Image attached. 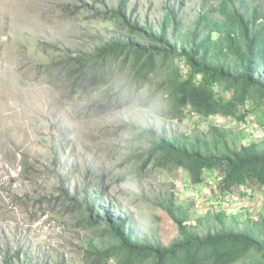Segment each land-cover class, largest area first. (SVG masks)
Here are the masks:
<instances>
[{"label": "rangeland", "instance_id": "rangeland-1", "mask_svg": "<svg viewBox=\"0 0 264 264\" xmlns=\"http://www.w3.org/2000/svg\"><path fill=\"white\" fill-rule=\"evenodd\" d=\"M120 1L0 0V264L81 263L86 243L97 242L94 228L84 227L82 216L61 199L95 181L101 182L103 207L135 217L140 235L165 241L175 228L160 210L163 199L173 196L193 208L200 197L203 208L193 217L209 208L207 199L197 196L201 192L186 186L180 167L162 169L155 161L144 165L142 154L149 149L145 128L195 139L208 136L210 118H174L172 97L153 89L130 105L105 110L100 104L112 93L110 87L75 92L62 76L68 56L92 53L134 34L148 43L115 17ZM127 1L126 18L138 20L150 33L160 30L170 11L184 23L183 31L192 28L202 12L219 17L213 8L222 0ZM246 1L264 6V0ZM238 130L236 126L230 131L236 139ZM245 132L250 138L251 131ZM138 166L144 169L135 173ZM212 188L216 191L217 185ZM237 205L225 206L240 211ZM248 207L242 218L248 212L258 216L264 212V198ZM237 264L255 263L248 259Z\"/></svg>", "mask_w": 264, "mask_h": 264}, {"label": "trees", "instance_id": "trees-1", "mask_svg": "<svg viewBox=\"0 0 264 264\" xmlns=\"http://www.w3.org/2000/svg\"><path fill=\"white\" fill-rule=\"evenodd\" d=\"M127 6L128 1L121 0L115 17L148 43L134 34L125 42L114 39L92 53L68 56L62 76L73 83L75 92L110 87L112 93L100 104L105 110L130 105L133 98L153 89L172 97L174 118L211 119L208 136L195 139L145 128L149 149L142 154L144 165L155 161L162 169L180 167L186 186H197L196 192L210 174L220 177L222 195L233 189L254 190L255 183L264 191V136L252 137L249 130L264 127V6L222 0L213 8L219 17L202 12L186 31L170 11L160 30L150 33L138 20L126 18ZM236 126L237 139L230 132ZM245 128L251 131L250 138L242 133ZM143 169L138 166L134 172ZM100 186L95 181L61 199L82 216L84 227L94 228L97 242L86 243L79 264H237L248 259L264 264V212L258 216L248 212L242 218L243 210L209 207L193 217L194 207L169 196L161 201L160 210L172 220L175 234L165 241L140 235L135 217L103 207Z\"/></svg>", "mask_w": 264, "mask_h": 264}, {"label": "crops", "instance_id": "crops-1", "mask_svg": "<svg viewBox=\"0 0 264 264\" xmlns=\"http://www.w3.org/2000/svg\"><path fill=\"white\" fill-rule=\"evenodd\" d=\"M191 187L194 188L193 186H191ZM198 187L200 188V185ZM201 187H202V188H200L201 193H199L197 196H202L203 198L207 199L206 203L209 204V207H212V206L218 207L219 206L218 205L219 200H216V199L221 198V195L218 193H214L213 191H210L211 187H209L207 185H206V187H204V186H201ZM195 188L197 189V186H195ZM254 188H255V186H254ZM247 190L248 189H245L244 191H241V192H237V194H234V193H236V191L233 192V197H234L233 202H237V204H238L237 207L241 208L239 210L244 211L245 209L249 208L248 207L249 205H257L258 206V203L262 200L261 196L264 194V191L261 190L260 188L254 189L255 190V196L251 197L250 199L246 193ZM198 198H200V197H198ZM241 198H243L244 202H239V200L242 201ZM246 198L248 199V201L246 200ZM234 204H236V203H234ZM235 208H236V206H234V208L232 207L231 210H234ZM234 212H236V210H234Z\"/></svg>", "mask_w": 264, "mask_h": 264}, {"label": "built area", "instance_id": "built-area-1", "mask_svg": "<svg viewBox=\"0 0 264 264\" xmlns=\"http://www.w3.org/2000/svg\"><path fill=\"white\" fill-rule=\"evenodd\" d=\"M251 128V131H253V134L255 135H258V137L260 135H263L264 136V127L263 126H259V125H254V126H250L249 129ZM220 179L219 176H217L216 174H210L208 175L207 179H206V183H207V186L209 187H214L217 185V190L215 191V193H218L221 195V198H219V202H218V208L219 207H225L226 208V204L230 205L233 200H234V197L233 195H229L227 193L223 194L220 193V190H219V187H218V180ZM238 190V189H237ZM238 192H241L240 190H238ZM247 195L251 196V195H254L255 194V190H251V189H248L247 190ZM226 196V197H225ZM262 198H264V196L262 195L261 196ZM203 201L200 200L199 198H197V201L195 202L194 204V209L195 210H200L201 208H203ZM229 207V206H228ZM231 209V208H230Z\"/></svg>", "mask_w": 264, "mask_h": 264}, {"label": "clouds", "instance_id": "clouds-1", "mask_svg": "<svg viewBox=\"0 0 264 264\" xmlns=\"http://www.w3.org/2000/svg\"><path fill=\"white\" fill-rule=\"evenodd\" d=\"M204 183H206V182H204ZM205 185H207V184H205ZM201 186H203L202 184H201ZM213 190H214V188H213ZM233 190H235V189H233ZM237 190V189H236ZM215 191V190H214ZM196 193H199V192H196ZM215 193V192H214Z\"/></svg>", "mask_w": 264, "mask_h": 264}]
</instances>
